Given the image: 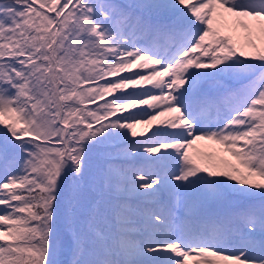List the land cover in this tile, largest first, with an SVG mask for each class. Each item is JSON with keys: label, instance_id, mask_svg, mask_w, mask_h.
Returning <instances> with one entry per match:
<instances>
[{"label": "snow or ice", "instance_id": "1", "mask_svg": "<svg viewBox=\"0 0 264 264\" xmlns=\"http://www.w3.org/2000/svg\"><path fill=\"white\" fill-rule=\"evenodd\" d=\"M0 264H264V0H0Z\"/></svg>", "mask_w": 264, "mask_h": 264}, {"label": "trees", "instance_id": "2", "mask_svg": "<svg viewBox=\"0 0 264 264\" xmlns=\"http://www.w3.org/2000/svg\"><path fill=\"white\" fill-rule=\"evenodd\" d=\"M0 207H2V206H0Z\"/></svg>", "mask_w": 264, "mask_h": 264}]
</instances>
